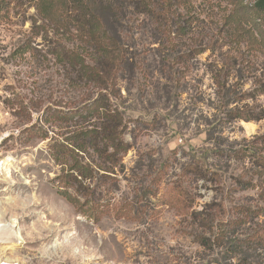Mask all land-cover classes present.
Instances as JSON below:
<instances>
[{
  "label": "rangeland",
  "instance_id": "obj_1",
  "mask_svg": "<svg viewBox=\"0 0 264 264\" xmlns=\"http://www.w3.org/2000/svg\"><path fill=\"white\" fill-rule=\"evenodd\" d=\"M84 1L125 59L113 100L128 121L130 148L115 182L98 178L110 192L82 208L58 193L54 144L70 122L55 111L96 88L68 80L56 53L99 57L70 21L59 27L41 18L38 0H0V223L14 220L22 237L0 244L1 262L264 264L257 0ZM234 109L262 118L230 120ZM36 122L40 130L24 131ZM92 200L110 203L91 210Z\"/></svg>",
  "mask_w": 264,
  "mask_h": 264
},
{
  "label": "trees",
  "instance_id": "obj_2",
  "mask_svg": "<svg viewBox=\"0 0 264 264\" xmlns=\"http://www.w3.org/2000/svg\"><path fill=\"white\" fill-rule=\"evenodd\" d=\"M254 7L259 14H264V0H257ZM36 9L41 18L59 27H64L70 21L79 33L80 41L96 49L95 53L99 57L95 63H88L78 51L63 47L56 53L66 67L68 80L72 81L78 76L96 88L94 97L84 99L75 107L55 111L57 120L70 122L64 126L66 131L58 135L54 144L53 159L61 168L57 180L62 183L58 185L57 191L76 207L82 208L88 202L87 197L105 190L110 192L109 186L105 190L99 189L98 178L115 182L118 167L123 166L122 159L130 148L124 139L128 121L113 100L116 97V75L125 59L119 52L117 42H113L101 19L86 1L38 0ZM227 115L230 120L262 118L247 117L238 109L229 111ZM42 120L47 121L48 115L42 116ZM40 128L36 122L24 131L36 132ZM245 149L242 152L246 153ZM258 166L259 173L264 175V155L259 157ZM80 197L85 201L81 202ZM101 203L92 200L89 208L106 207L110 202Z\"/></svg>",
  "mask_w": 264,
  "mask_h": 264
},
{
  "label": "bare ground",
  "instance_id": "obj_3",
  "mask_svg": "<svg viewBox=\"0 0 264 264\" xmlns=\"http://www.w3.org/2000/svg\"><path fill=\"white\" fill-rule=\"evenodd\" d=\"M249 128L251 129V126H249ZM21 240L22 237L19 231L15 228L14 220H11L9 223H0V244L13 246L14 243H20ZM2 254L3 253H1V255ZM2 258L0 259V264H3L1 262Z\"/></svg>",
  "mask_w": 264,
  "mask_h": 264
}]
</instances>
